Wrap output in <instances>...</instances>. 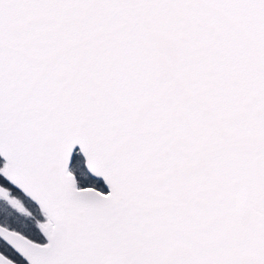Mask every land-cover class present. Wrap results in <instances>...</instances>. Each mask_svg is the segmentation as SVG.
<instances>
[{
    "label": "snow or ice",
    "instance_id": "1",
    "mask_svg": "<svg viewBox=\"0 0 264 264\" xmlns=\"http://www.w3.org/2000/svg\"><path fill=\"white\" fill-rule=\"evenodd\" d=\"M0 264H264V0H0Z\"/></svg>",
    "mask_w": 264,
    "mask_h": 264
}]
</instances>
